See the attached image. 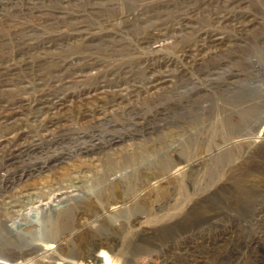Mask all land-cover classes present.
Instances as JSON below:
<instances>
[{
  "label": "rangeland",
  "instance_id": "rangeland-1",
  "mask_svg": "<svg viewBox=\"0 0 264 264\" xmlns=\"http://www.w3.org/2000/svg\"><path fill=\"white\" fill-rule=\"evenodd\" d=\"M262 114L264 0H0V259L264 264Z\"/></svg>",
  "mask_w": 264,
  "mask_h": 264
},
{
  "label": "bare ground",
  "instance_id": "bare-ground-1",
  "mask_svg": "<svg viewBox=\"0 0 264 264\" xmlns=\"http://www.w3.org/2000/svg\"><path fill=\"white\" fill-rule=\"evenodd\" d=\"M264 114H262V118H260V122H262L263 120H264V116H263ZM264 132V127L262 128V130H260V133H263ZM260 133H258V134H260ZM250 136V135H249ZM228 138V137H227ZM264 139V138H263ZM236 143H238L237 141H232V145H235ZM225 153V152H224ZM224 155V154H223ZM228 156V155H227ZM232 160V159H231ZM223 187H225V185L223 186ZM245 203V202H244ZM73 246V245H72ZM72 252H73V250H72ZM47 253V252H46ZM71 253V252H70ZM229 253H230V251H229ZM231 255V254H230ZM82 257V256H81ZM234 258V257H233ZM86 259H88L89 261H91V258H90V256L88 257V258H86ZM223 259V258H222ZM231 259H232V257H231ZM226 260V259H225ZM93 261V260H92ZM224 262V261H223ZM73 263V262H72ZM0 264H9L8 262H5V261H3L2 259H0Z\"/></svg>",
  "mask_w": 264,
  "mask_h": 264
}]
</instances>
